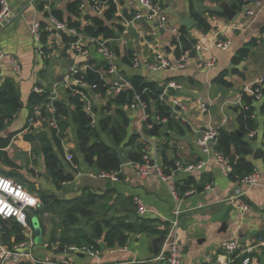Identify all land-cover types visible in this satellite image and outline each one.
Here are the masks:
<instances>
[{"label":"crops","instance_id":"1","mask_svg":"<svg viewBox=\"0 0 264 264\" xmlns=\"http://www.w3.org/2000/svg\"><path fill=\"white\" fill-rule=\"evenodd\" d=\"M44 1L8 0L12 19L0 29V50L5 55L0 62V84L10 79L21 103L17 113L0 130V140L7 141L0 152L5 153L12 167L16 163L23 186L39 200L34 216L43 243L34 242L31 223L30 229H23V241H33L32 252L37 257L68 260L73 264H165L155 257L164 252L166 237L172 230L170 235L179 245L182 264H212L222 256L221 245L229 241H236L238 245L233 264H264V0H150L161 7L163 25L149 17L132 20L141 12L137 0H98L99 13L92 11L90 0H78V15L65 12L67 1L53 0L52 10L59 9L64 13V20L69 16L78 23L79 29L73 28L83 35L81 46L88 51L85 55L70 49L72 41L65 39L67 35L54 34L42 7ZM223 4L236 13L230 21L222 11ZM110 5L115 12L107 19L105 15ZM246 11H253V15L248 16ZM93 18L102 22L96 37L105 40L113 51L112 64L117 75L124 78L139 75L158 83L162 89L159 100L169 108L168 116L175 125L168 126L165 118L156 135L152 131L155 113L151 114V121L140 123L141 111L121 106L127 126L124 146L118 147L127 159L130 153L141 150L142 155L146 153L151 160L160 163L163 172L171 176L176 200L168 184L155 172L138 178L130 162L119 165L117 180L113 181L99 177L96 157L92 163L83 160L72 118L75 106L70 97L77 96L87 114V107L91 109L94 114L91 125L102 142L111 145L99 122L107 115L111 122H121L113 112L119 106L111 104L108 112H101L107 101L118 95L111 87L103 95L94 94L85 78L82 90L71 88L65 79L57 82L70 67L84 72L86 66L101 70L108 82L115 79L114 75L107 74L102 56L89 41L92 36L82 31L93 25ZM185 19L192 20L190 29L180 23ZM35 22L41 28L38 42L30 32ZM103 29L110 33L107 37L102 34ZM182 36L188 41L183 45L184 51L180 44ZM226 41L229 42L227 49L215 47V43ZM183 53L187 54L188 62L181 70L151 71L142 67L154 63L157 54L173 65ZM211 57L216 60L213 67L199 65ZM133 59L139 61L140 67L133 68ZM11 61L17 65V71H13ZM169 82L175 83L177 88H167ZM45 93L49 102H61L67 110V115L62 116L65 125L58 126L57 131L48 125L47 114L42 116L39 125L28 126L34 109L42 106L32 102L30 96ZM173 100L183 104L185 110L174 108ZM197 101L206 105V111H199ZM247 107H250L253 127L242 136L238 110ZM44 122L47 123L45 128ZM148 124L151 129L147 128ZM207 128L219 134L242 136L248 145L247 153L237 155L231 151L227 159L231 165L241 158L255 169L259 176L256 185L248 187L241 183L240 173L226 174L223 166L212 158L196 172L183 171L204 160L196 142ZM51 130L63 135L59 145L52 138ZM29 134L31 139L25 137ZM132 135L135 139L125 147ZM43 148L59 161L63 175L70 177L67 181L53 178L46 166ZM79 151L80 158L77 157ZM162 151L166 153L168 166L163 164ZM232 155L233 163L229 160ZM239 194L238 198L248 205L246 211L237 207ZM134 198L141 200L145 214L138 213ZM64 217L76 220L65 227ZM46 218H52L55 225H44L42 220ZM174 220L177 224L172 228ZM81 232L95 248L83 243ZM161 236L164 241L156 242ZM63 237L74 244L62 245ZM17 243L13 236L5 240L0 233V246L10 248Z\"/></svg>","mask_w":264,"mask_h":264},{"label":"built area","instance_id":"2","mask_svg":"<svg viewBox=\"0 0 264 264\" xmlns=\"http://www.w3.org/2000/svg\"><path fill=\"white\" fill-rule=\"evenodd\" d=\"M52 2L53 0H45L42 7L47 14L49 23L53 27L54 34L59 36V33L63 32L65 35L72 37L73 41L70 43V49L75 51L78 55L87 54V49L81 46L83 38L82 33L77 31L75 28L68 26L66 23L58 21L52 15ZM137 2L141 7V12H137L133 16L132 20H137L142 17H149L152 18L158 25H163L165 23V18L162 14L161 7L157 3H153L150 0H137ZM256 5H258V3H256ZM90 6L92 11L95 13H99L101 11V5L98 0H90ZM246 14L248 16H252L253 11H246ZM11 19L12 15L10 12L8 0H0V29L6 27L11 22ZM130 23L131 22H128L127 24ZM30 32L34 41L38 42L40 40L41 34L39 23H33L30 26ZM89 41L95 46L96 52L101 55L103 59L109 62L108 65L105 64L107 66V74L114 75L115 79L111 80V82H108L104 78L101 70L93 69L89 66H86L84 69L91 70L98 76L103 84L109 85L116 93H120L121 91L125 90L132 91V102L128 105V108L130 110L141 111L140 123L147 122L149 119V115L146 111V103H144L140 99L139 95L132 89L130 82L126 78L119 77L117 75L116 70L112 64L114 53L109 48V46H107L106 41L98 37H91L89 38ZM228 46V41L215 43V47L220 50H225L228 48ZM196 48L200 50L199 46H197ZM4 58L5 55L0 50V62L3 61ZM187 62L188 60L186 53H183L173 65H171L161 54H157L155 56L154 63L143 64L142 67L151 71H156L158 69L181 70L186 67ZM215 62V58L211 57L206 61H201L199 65L205 68H211L214 66ZM11 64L13 71H17V65L14 64L13 61H11ZM132 66L133 68L140 67L139 61L137 59H133ZM84 72L78 70L77 67H70L65 73L64 79L71 85L82 86L83 79L85 78L83 77ZM166 87L175 89L177 88V85L173 82H169ZM93 88H95V84L90 87L91 90ZM197 104L200 112L206 111V105L203 102L197 101ZM172 106L174 108H177L179 111L185 110V106L176 100L172 101ZM87 111L90 115L91 121L94 122V114L92 113L91 109L87 107ZM47 115L48 125L52 129H55L57 131L58 125L55 119V108L51 102L47 104ZM41 118L42 112L40 110V107H36L33 111L32 117H30L28 120L29 128L39 125ZM154 122L155 124H163L166 122V119L160 116H155ZM151 127L152 126L150 124L147 125L148 129H151ZM140 137L145 141V135L141 131ZM217 142L218 132L215 129L207 128L206 130H204L196 142L199 151L205 157L204 160L185 167L183 171L186 173H192L200 170L204 167L208 158H212L216 163L223 166L224 172L226 174L230 173L231 165L229 164L228 159L219 150H217ZM131 166L135 176L138 178H144L149 173L155 172L161 181L168 184L169 191L173 199H177L175 187L170 183L171 176L163 172L160 163L151 160L145 153L142 156L141 162L131 163ZM116 174V172H100L99 177L116 181ZM240 181L248 187L256 185L259 181L257 171L253 169L250 173L244 175L240 179ZM240 196L241 194H239L237 198ZM236 201L237 207L241 211H246L248 209V205L241 198H238ZM134 203L136 205L138 213L140 215L145 214L146 209L141 200L138 198H134ZM38 207L39 200L36 195L26 190L22 184L16 182L14 179L0 175V219L14 221L19 224L22 229H30V217L28 216L27 211L31 210L35 214ZM174 214L177 215V212H175ZM176 224L177 222L174 220L172 222V228H174ZM170 233L167 235L165 240L164 252L161 255L156 256L155 260H164L165 264H182L181 250L177 242L171 238ZM33 245L34 244L31 239H26L25 241L19 242L10 248L0 246V264H20L24 262H29L31 264H73L68 260H55L47 257H37L32 252ZM221 248L223 250L222 256L217 258L216 261L212 264H233L235 253L238 250L237 242H225L221 245Z\"/></svg>","mask_w":264,"mask_h":264},{"label":"trees","instance_id":"3","mask_svg":"<svg viewBox=\"0 0 264 264\" xmlns=\"http://www.w3.org/2000/svg\"><path fill=\"white\" fill-rule=\"evenodd\" d=\"M60 1H67L65 12L68 14L78 15V9L80 3L78 0H60ZM52 15L61 22L66 23L70 27H75L79 29L78 23L73 21L69 16L64 20V13L59 9H54L51 11ZM115 9L114 6L110 5V7L106 11V18L111 19L114 15ZM92 26H86L83 28V32L92 36L96 37L99 35L100 30L99 26H101L102 22L98 18L92 19ZM121 28L119 29V31ZM104 36L107 37V34H110L107 29H103ZM68 41H73V38L68 36L65 38ZM188 41L184 36L180 37V44L181 49L184 51L183 45ZM178 48V47H177ZM176 55L178 54L176 49ZM82 75V74H79ZM88 76L89 79H92L95 82V88H93L92 92L94 94L101 93L105 94L110 89L109 85L103 84V82L98 78L96 74H94L91 70H86L83 74V77ZM131 86L132 89L139 95L140 99L146 103L147 105V113L149 115V119L151 121V114L155 113L157 116L163 117L167 119V125H175V122L171 117L168 116L169 108L166 107L160 100L159 96L162 92L161 87L156 82L147 81L139 75H131L126 78ZM71 88L82 90L81 87L72 85ZM47 98V94L42 95H35L32 94L30 96V100L34 103H40L42 106L40 110L42 112V116L47 114L46 105L49 103V99ZM70 102L75 106V111L72 113V118L75 122L76 134L78 139V146L79 150L83 155V160L88 163H92L94 157H96V166L100 172L110 173L116 172L119 167L118 160L116 158L114 148L121 146L124 144V140L126 138V130L125 127L127 126V119L125 112L122 111L120 108L121 106H128L132 102V91L125 90L121 91L114 97L107 101L105 107L101 109L102 111L108 112L109 106L111 104H115L119 106V108L114 109V114L118 116L120 123L111 122L110 115H107L103 120L99 122L101 131L105 132L106 136L109 138L111 145L98 140L95 135L94 127L91 125V118L90 116L83 110V103L79 100L77 96H71ZM52 105L55 108V119L58 126L62 127L65 125V122L62 120V116L67 115V110L63 106L61 102H52ZM21 103L19 101L17 90L10 79H4L0 84V130L3 129L5 123L12 119V117L17 113L20 109ZM105 109V110H104ZM251 111L250 107H247L245 110H238V121L240 123L239 133L243 136L244 131L251 130L253 127V121L250 117ZM163 125L161 124H154L153 125V132L157 135V132L161 129ZM151 132V131H150ZM31 134L25 135L26 138L31 139ZM51 136L56 142L57 145L60 144V139L63 138L61 133L56 135L54 130H51ZM242 136H238L237 134H223L218 133V142H217V150H219L226 158L229 157L231 151L238 154H245L248 151V145L242 139ZM41 139L43 135H40ZM93 137L96 139L93 141ZM135 135H132L128 141L125 143V147L130 145L133 140L135 139ZM7 144V141L0 140V148H4ZM124 146V145H123ZM43 153L45 154L46 159V166L51 170L52 176L55 179H59L62 181H67L70 177L67 175H63L62 167L60 166L59 161L56 157L50 154L47 148H43ZM142 152L138 150L136 152L130 153L128 155V159L131 163L141 162L142 161ZM163 164L168 166L169 162L166 157V153L162 151L161 153ZM263 159H264V151H263ZM74 162L77 160L74 158ZM0 162L4 163L5 165L11 166V163L7 160L5 153L0 152ZM232 171L231 173H240L242 174L241 177L247 175L252 171L250 165L246 163L243 159H238L235 163L231 164ZM0 174L3 176L11 177L20 184L23 185L22 182L15 179L17 177L13 172H4L0 170ZM22 180L21 177H19ZM75 217H64L63 223L65 227L71 226L75 222ZM0 233L2 234V238H9L11 236L14 237V242H21L23 241V229L22 227L14 221L2 220L0 219ZM81 238L83 239V243L86 246L95 248V244L86 238V235L81 232ZM60 243L62 245H69L74 244V241H68L66 238H61ZM76 243V242H75ZM10 245V244H9ZM12 245H10L11 247ZM20 264H31L29 262H24Z\"/></svg>","mask_w":264,"mask_h":264},{"label":"water","instance_id":"4","mask_svg":"<svg viewBox=\"0 0 264 264\" xmlns=\"http://www.w3.org/2000/svg\"><path fill=\"white\" fill-rule=\"evenodd\" d=\"M221 6H222V11L225 13V15L227 17V20L230 21L235 16L236 13L233 12L231 9H229L225 4H223ZM180 23L182 25H184L186 28L190 29V27H191L193 22H192L191 19H185V20H182ZM99 30H101V29L99 28ZM59 35L64 36L65 34L63 32H60ZM185 47H186V49L188 51L190 50L189 47H187V46H185ZM103 62L106 65L109 64V62L107 60H105V59H103ZM63 79H64V76L60 75L59 78L57 79V82H63ZM85 82H86L87 86L90 88L91 86H93L95 84L96 81H94V80L91 81L88 78V76H85ZM78 87H81V86H78ZM42 126L45 128L47 126V123L46 122L42 123ZM113 150L115 152V155H116V158L118 160L119 165H126V164L130 163L129 159H127L123 155L121 147H116ZM77 157L78 158L81 157L80 151L77 152ZM229 160H230L231 163H233L234 160H235V157L232 155V156H230ZM172 167L175 170V167H174L173 163H172ZM27 214L32 219L31 224H32L33 232H34V242L36 244H42L43 241L41 240V230H40L38 221H37V219L34 216L35 214L31 210H28ZM159 241H161V242L164 241V237L161 236L156 242H159Z\"/></svg>","mask_w":264,"mask_h":264},{"label":"rangeland","instance_id":"5","mask_svg":"<svg viewBox=\"0 0 264 264\" xmlns=\"http://www.w3.org/2000/svg\"><path fill=\"white\" fill-rule=\"evenodd\" d=\"M0 168L1 169H5L8 170L9 172H13L16 174L17 177H14L15 179L19 180L20 182H22V180L19 179V177H22V175L18 172V167L16 165V163H13V169L11 167H7L5 166V164H1L0 163ZM11 168V169H10ZM23 178V177H22ZM17 182V181H16ZM19 183V182H18ZM36 218V217H35ZM44 225H55L54 221L52 220V218H46L45 220H42ZM31 223V220H30Z\"/></svg>","mask_w":264,"mask_h":264},{"label":"snow or ice","instance_id":"6","mask_svg":"<svg viewBox=\"0 0 264 264\" xmlns=\"http://www.w3.org/2000/svg\"><path fill=\"white\" fill-rule=\"evenodd\" d=\"M5 187H7V186H5Z\"/></svg>","mask_w":264,"mask_h":264}]
</instances>
